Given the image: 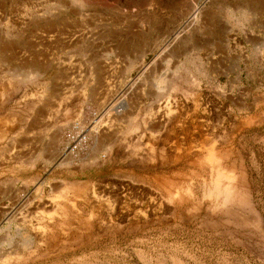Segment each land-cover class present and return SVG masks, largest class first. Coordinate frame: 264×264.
I'll list each match as a JSON object with an SVG mask.
<instances>
[{
    "label": "rangeland",
    "instance_id": "374dc122",
    "mask_svg": "<svg viewBox=\"0 0 264 264\" xmlns=\"http://www.w3.org/2000/svg\"><path fill=\"white\" fill-rule=\"evenodd\" d=\"M31 1L0 0V264H264V0H61L66 88Z\"/></svg>",
    "mask_w": 264,
    "mask_h": 264
},
{
    "label": "crops",
    "instance_id": "0c3cea01",
    "mask_svg": "<svg viewBox=\"0 0 264 264\" xmlns=\"http://www.w3.org/2000/svg\"><path fill=\"white\" fill-rule=\"evenodd\" d=\"M25 2L26 0H21V3L17 0L20 8L24 9L27 14ZM60 2L61 0L31 1L32 5H30L28 12L30 15V35L29 38H26V40H30V44L28 45L25 43L24 49L29 51L30 63L32 65L31 73L36 74L37 79H43L45 75L48 78L46 82H43V86L48 82H53L54 85L52 86L56 88H66L71 86L72 83L78 82L79 77H74L75 74L87 73L88 71L82 69V66H77L75 68L70 65L52 62L56 60L55 58L64 55L63 53L65 50L67 51V55L69 54L68 50L62 47V43L68 39L67 34L64 32V29H66L64 20L57 19L54 13V6L58 3L60 4ZM15 6L16 5H11L9 10H14ZM59 14L63 15V12ZM22 38L23 35L19 39L23 41ZM6 40H8V38H6ZM2 41L0 42V54L7 57L12 56L11 50L14 47V43L11 41L2 43ZM4 47L12 49H9L7 53ZM52 58H54V60ZM46 87L49 86L47 85Z\"/></svg>",
    "mask_w": 264,
    "mask_h": 264
},
{
    "label": "bare ground",
    "instance_id": "6f19581e",
    "mask_svg": "<svg viewBox=\"0 0 264 264\" xmlns=\"http://www.w3.org/2000/svg\"><path fill=\"white\" fill-rule=\"evenodd\" d=\"M10 47V46H9ZM75 129V128H74Z\"/></svg>",
    "mask_w": 264,
    "mask_h": 264
}]
</instances>
